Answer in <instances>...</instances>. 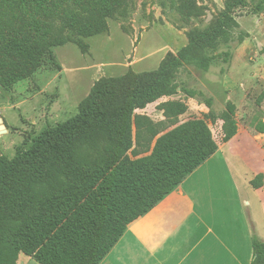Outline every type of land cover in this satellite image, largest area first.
Listing matches in <instances>:
<instances>
[{
  "label": "trees",
  "instance_id": "obj_1",
  "mask_svg": "<svg viewBox=\"0 0 264 264\" xmlns=\"http://www.w3.org/2000/svg\"><path fill=\"white\" fill-rule=\"evenodd\" d=\"M65 1L0 0V6H19L38 14ZM89 1L100 9L110 2ZM242 3L234 0L228 7ZM262 12L264 0H259L253 13ZM226 20L196 37L212 49L204 55L205 66L230 58L229 50L214 52L216 38L229 39L234 24ZM29 25V34L9 36L0 45V86L11 87L52 57L49 29L35 19ZM191 45L183 52H189ZM166 68L159 78L141 84H100L81 101L76 115L47 126L12 158L0 156V264H17L19 254L37 264H99L131 222L217 150L212 131L201 118L158 136L152 132L146 147L137 148L135 109L179 91L212 108L213 98L201 90L167 80ZM169 103L171 115L185 109L180 102ZM234 111V104L227 102L221 113L223 142L236 133ZM254 128L264 133V122ZM252 249L250 264H264V242L255 235Z\"/></svg>",
  "mask_w": 264,
  "mask_h": 264
},
{
  "label": "rangeland",
  "instance_id": "obj_2",
  "mask_svg": "<svg viewBox=\"0 0 264 264\" xmlns=\"http://www.w3.org/2000/svg\"><path fill=\"white\" fill-rule=\"evenodd\" d=\"M233 1L110 0L106 9H100L89 0H68L38 14L0 6V45L9 36L29 34V23L35 19L49 29L52 52L25 78L11 87L0 86V156L12 158L47 126L76 115L81 101L100 84H141L159 78L164 67L167 80L201 90L213 98V105L210 109L199 98L179 91L135 109L137 148L146 147L152 132L161 135L193 118L204 119L215 141H222L221 113L227 102L240 105L242 96L237 88L229 98L227 76L264 61V12L253 13L259 0L228 7ZM221 20L234 25L228 41L216 38L214 52L229 50L230 58L205 66L204 55L212 49L196 37ZM190 43L189 52H183ZM244 94L247 105L237 108L233 103L236 124L237 118L244 123L251 120L244 107L252 108L253 118L258 112L260 93L250 89ZM170 101L182 103L184 111L171 115Z\"/></svg>",
  "mask_w": 264,
  "mask_h": 264
},
{
  "label": "crops",
  "instance_id": "obj_3",
  "mask_svg": "<svg viewBox=\"0 0 264 264\" xmlns=\"http://www.w3.org/2000/svg\"><path fill=\"white\" fill-rule=\"evenodd\" d=\"M263 69L264 61L230 73L225 86L229 98L237 88L243 96L240 105L230 99L237 108L247 105L246 90L260 93L255 117L244 107L251 120L237 118L236 133L131 222L99 264L251 263L252 236L264 242V133L254 128L264 122ZM17 264L37 263L19 254Z\"/></svg>",
  "mask_w": 264,
  "mask_h": 264
},
{
  "label": "water",
  "instance_id": "obj_4",
  "mask_svg": "<svg viewBox=\"0 0 264 264\" xmlns=\"http://www.w3.org/2000/svg\"><path fill=\"white\" fill-rule=\"evenodd\" d=\"M1 122H2V119L0 118V124H1ZM0 132H1V130H0Z\"/></svg>",
  "mask_w": 264,
  "mask_h": 264
}]
</instances>
